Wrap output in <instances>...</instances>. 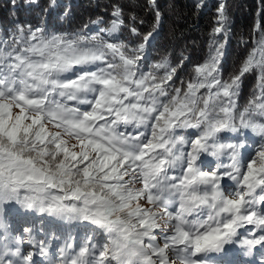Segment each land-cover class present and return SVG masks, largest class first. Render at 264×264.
Here are the masks:
<instances>
[{"label":"snow or ice","instance_id":"obj_1","mask_svg":"<svg viewBox=\"0 0 264 264\" xmlns=\"http://www.w3.org/2000/svg\"><path fill=\"white\" fill-rule=\"evenodd\" d=\"M219 12L226 20L224 5ZM113 15L119 18L120 11ZM122 23L113 20L112 32ZM5 31L0 205L66 214L106 234L99 250L87 236L68 264H175L169 251L181 264H215L209 254L225 253L227 246L239 245L246 256L264 246V207H257L264 206V143L248 160L241 152L245 130L264 140V120H256L264 117V100L258 111L236 107L244 73L255 65L264 78V55L255 61L253 53L239 75L222 82L219 43L182 91L171 83L177 68L167 60L152 66L157 71H144L152 33L129 50L98 35L49 33L19 23ZM223 31V23L214 29ZM258 43L264 49V36ZM49 124L62 131L50 133ZM186 129L198 130L196 138L183 134ZM220 133H239L237 142H221ZM65 135L78 143L69 145ZM204 154L217 159L215 170L204 169ZM225 180L235 189L222 187ZM141 199L153 207L141 206ZM160 220L170 228L162 246L153 231ZM248 225L254 228L247 235L239 231ZM0 230V264H31L33 254L22 251L25 238L9 234L3 223ZM27 243L33 244L30 236Z\"/></svg>","mask_w":264,"mask_h":264},{"label":"trees","instance_id":"obj_2","mask_svg":"<svg viewBox=\"0 0 264 264\" xmlns=\"http://www.w3.org/2000/svg\"><path fill=\"white\" fill-rule=\"evenodd\" d=\"M220 5H224V21L219 19ZM116 10L120 11L119 18L113 15ZM156 11L160 13L159 20ZM116 19L123 23L112 32V21ZM16 23L43 28L49 33L98 35L109 42L122 43L129 50L145 43L144 38L152 33L148 36L142 61L144 71H157L152 66L167 60L169 66L177 68L176 77L171 83L182 91L195 76V68L208 61L219 43L224 44L219 62L222 82H230L239 75L243 64L253 53L255 61L264 55V49L258 43L264 36V0H155L154 5L151 0H54V4L53 0H36V3L0 0V40L5 38V30L12 31ZM221 23L224 31L217 34L214 29ZM133 28L137 30L136 33L132 31ZM159 71L162 74L163 70ZM66 75L71 76L72 73ZM262 100L264 78L261 68L254 65L241 77L239 95L236 97L237 111H243L246 107L258 111L256 106ZM256 120L262 121L264 117L256 116ZM182 131L189 139L196 138L198 133L196 129ZM218 135L221 142L227 143L237 142L239 133ZM241 139L245 142V151H241L244 160H248L264 143L251 130H245ZM206 155H202L201 159L204 169L208 170L212 161ZM49 163L55 165V161L49 160ZM41 220L42 224L39 223ZM0 223L6 226L9 234L24 237L25 243L27 236H30L39 247L47 249L53 259L67 254L72 257L90 235L97 250L107 242L106 234H100L95 226L87 222L65 215L44 216L17 205H0ZM25 226L32 228V232L24 233ZM167 229L170 230L168 224ZM165 233L169 234L168 231ZM165 233L159 232L162 237ZM69 243L71 248L67 247Z\"/></svg>","mask_w":264,"mask_h":264},{"label":"rangeland","instance_id":"obj_3","mask_svg":"<svg viewBox=\"0 0 264 264\" xmlns=\"http://www.w3.org/2000/svg\"><path fill=\"white\" fill-rule=\"evenodd\" d=\"M14 111L18 112L19 110L15 109ZM47 128H48V131L50 133H53V134H55L57 131H62L61 129H57L53 124L47 125ZM63 138L68 141L69 145L78 143L75 139L70 138L66 135ZM75 150L79 151V148H77ZM241 151H245V148H243ZM207 159H209V161H212L211 162V168H209L208 170H213L214 165H215V161L217 159L215 157H211V156H207ZM136 187H142V185L137 184ZM222 187H224L228 191L234 190L235 189V182L225 180L222 183ZM257 192H259V189L257 190ZM140 204H141V206H143L145 208H149V209H151L153 207L152 205L147 204L143 199H141ZM4 205H17L24 210H29L32 212L37 211L36 207L25 208V207H22L21 205H18V204L12 203V202H6ZM257 207H264V206L257 205ZM62 215L68 216V218H72L66 214H61L58 216L61 217ZM158 222L160 224V227L154 229L153 231L156 234V236L158 237L156 242L162 246L164 236L167 235V233H165V232H167V231L170 232V230L167 229V223L165 220H160ZM252 228H254L253 225H248V226H246V228L240 229L239 231L241 233H244L245 235H247V229H252ZM159 232L165 233L163 235V237L161 236V234H159ZM257 234H258V231H257ZM44 250H45V248H43L42 246L39 247L36 244V242H33L32 245H29L28 243L24 242V244L22 245V251L24 253L31 252L33 254V260L31 262V264H39V261H42L43 264H68V261L71 258V256H69V254H67V255H63L62 258H58V256H56V258L53 259L52 256L49 255L48 250L47 249H46V251H44ZM245 251H247V250L241 248L239 245L227 246V250L225 253H219V254L211 253V254H209V259L214 261L215 264H256V260H261L262 264H264V246H257L256 248L252 249V255H250V256L244 255ZM168 257H169V260H175V264H181L180 260L176 256V254L169 251ZM92 258H93V256L89 255L88 259H92Z\"/></svg>","mask_w":264,"mask_h":264}]
</instances>
